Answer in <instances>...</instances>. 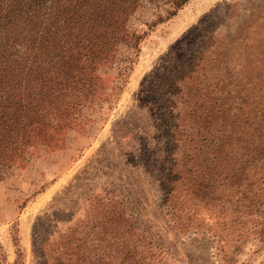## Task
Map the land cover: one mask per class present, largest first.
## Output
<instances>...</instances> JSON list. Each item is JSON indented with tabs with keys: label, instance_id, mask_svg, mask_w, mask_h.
I'll use <instances>...</instances> for the list:
<instances>
[{
	"label": "trees",
	"instance_id": "1",
	"mask_svg": "<svg viewBox=\"0 0 264 264\" xmlns=\"http://www.w3.org/2000/svg\"><path fill=\"white\" fill-rule=\"evenodd\" d=\"M187 1L0 0V165L55 140L61 122L75 123L70 114L92 102L98 71L116 61L120 47L136 51L141 35L122 20L130 8L148 2L163 6L168 18ZM188 48L184 60L150 71L144 84L157 95L166 125L169 168L156 180L157 206L174 232L212 234L225 255V237L240 241L243 217L252 216L263 196L264 93L255 96V89L264 75L253 67L233 71L229 57L239 60V53L224 38L210 35ZM251 78L252 84H242ZM222 200L232 211L220 236L222 228L205 227L200 217H215L211 212ZM96 202L82 238L69 231L41 241L38 256L45 264H179L140 229L125 199Z\"/></svg>",
	"mask_w": 264,
	"mask_h": 264
},
{
	"label": "rangeland",
	"instance_id": "2",
	"mask_svg": "<svg viewBox=\"0 0 264 264\" xmlns=\"http://www.w3.org/2000/svg\"><path fill=\"white\" fill-rule=\"evenodd\" d=\"M163 8L148 2L130 8L122 20L141 35L136 51L120 47L116 61L98 71L92 102L81 114H70L75 123L61 122L55 140L0 165V264H45L38 256L41 241L69 231H80L75 237L82 238L81 229L98 211L96 199L104 196L125 199L140 229L169 248L179 264H264V190L258 191L263 196L253 221L242 219L240 241L225 237V255L212 234L185 236L168 226L156 195V180L169 168L166 125L157 95L144 86L150 71L179 63L185 48H196L210 35L239 53V60L229 57L233 71L253 67L264 75V0H188L168 18ZM159 16L163 19L152 25ZM253 80L241 81L245 86ZM262 85L264 80L255 96L264 93ZM260 98L259 106L264 94ZM226 203L216 204L215 217H200L205 227L222 228L220 236L232 211Z\"/></svg>",
	"mask_w": 264,
	"mask_h": 264
}]
</instances>
